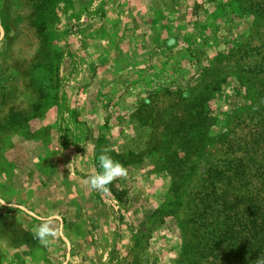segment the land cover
I'll return each mask as SVG.
<instances>
[{"label": "rangeland", "instance_id": "rangeland-1", "mask_svg": "<svg viewBox=\"0 0 264 264\" xmlns=\"http://www.w3.org/2000/svg\"><path fill=\"white\" fill-rule=\"evenodd\" d=\"M256 27L233 0H0V264H178V209L238 131ZM105 147L127 175L101 193Z\"/></svg>", "mask_w": 264, "mask_h": 264}, {"label": "trees", "instance_id": "trees-1", "mask_svg": "<svg viewBox=\"0 0 264 264\" xmlns=\"http://www.w3.org/2000/svg\"><path fill=\"white\" fill-rule=\"evenodd\" d=\"M233 1L257 22L241 47L246 70H237L245 102L233 115L238 131L223 142V163L198 174L196 188L178 209L184 237L178 264L264 260V0ZM196 114L201 117L208 111L203 107ZM13 115L22 118L16 111ZM202 122L209 125L206 117ZM179 183L177 191L183 195L185 186Z\"/></svg>", "mask_w": 264, "mask_h": 264}, {"label": "clouds", "instance_id": "clouds-1", "mask_svg": "<svg viewBox=\"0 0 264 264\" xmlns=\"http://www.w3.org/2000/svg\"><path fill=\"white\" fill-rule=\"evenodd\" d=\"M112 149L105 147L98 156L99 171L90 175L85 183L95 191L104 193L109 190L108 186L115 180L127 175L126 167L119 161L114 160L110 155ZM56 229L44 219L38 225L34 238L41 244L47 245L50 243V238L54 237ZM257 264H264V260H258Z\"/></svg>", "mask_w": 264, "mask_h": 264}, {"label": "crops", "instance_id": "crops-1", "mask_svg": "<svg viewBox=\"0 0 264 264\" xmlns=\"http://www.w3.org/2000/svg\"><path fill=\"white\" fill-rule=\"evenodd\" d=\"M54 137H56L55 135H54ZM59 137V136H58ZM22 138V139H21ZM23 139H24V137L23 136H20V135H17V136H15L14 137V144H15V146L13 147V153L15 154V152H17L19 149H17V148H19V147H23L24 146V141H23ZM12 153V152H11ZM0 202H3V200H1L0 199ZM5 205H12V204H7V203H5Z\"/></svg>", "mask_w": 264, "mask_h": 264}]
</instances>
